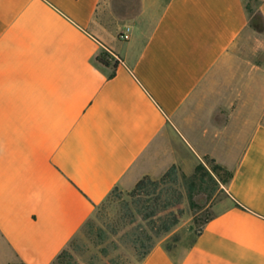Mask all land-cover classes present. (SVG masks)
Instances as JSON below:
<instances>
[{
    "label": "crops",
    "instance_id": "obj_1",
    "mask_svg": "<svg viewBox=\"0 0 264 264\" xmlns=\"http://www.w3.org/2000/svg\"><path fill=\"white\" fill-rule=\"evenodd\" d=\"M249 1L0 0V264H51L115 188L192 175L207 155L233 176L202 231L180 227L138 264H264Z\"/></svg>",
    "mask_w": 264,
    "mask_h": 264
},
{
    "label": "rangeland",
    "instance_id": "obj_2",
    "mask_svg": "<svg viewBox=\"0 0 264 264\" xmlns=\"http://www.w3.org/2000/svg\"><path fill=\"white\" fill-rule=\"evenodd\" d=\"M248 5L251 14L248 32L250 31L253 37L252 46L264 48L263 8L253 0H250ZM205 162L211 170L213 163L208 160ZM212 173L217 179L226 177L223 170ZM160 178L155 191L150 186H146L141 194H134L135 187L130 190L115 188L105 201L97 205L91 218L69 243L68 247L73 254L71 261H78L80 264H138L149 243L142 239L136 241L140 229L147 226L146 220L142 217L141 211L144 209L142 210L139 203L140 198L146 200L159 196L161 205L166 200L180 199L169 208L182 215L179 223L173 227L175 230L165 233L155 242L156 244L169 235L168 243H173L177 237L176 231L180 227H200L211 214L212 202L225 192L226 184L221 183L220 187L215 188L213 181L206 177L202 184L203 188L199 185L192 188L197 203V206L192 207L188 194L190 181L183 178L180 170L165 180ZM169 209L160 210L158 216L166 215ZM71 261L65 260L63 264H70Z\"/></svg>",
    "mask_w": 264,
    "mask_h": 264
},
{
    "label": "trees",
    "instance_id": "obj_3",
    "mask_svg": "<svg viewBox=\"0 0 264 264\" xmlns=\"http://www.w3.org/2000/svg\"><path fill=\"white\" fill-rule=\"evenodd\" d=\"M98 59L103 62L106 65H112L114 67V70L112 72V75L115 74V68L118 65V60L114 58V56L107 50V49H101L98 55ZM206 160L213 163V166L211 167L212 171L218 172V170H223L226 173V177H219L217 179L210 168L207 165ZM205 161L200 162L195 172L192 175H188L185 172H182V176L184 179H188L190 186H189V199L190 204L192 207L197 206V203L194 200V192L193 189L196 187V185H199L200 188L202 187V184L205 182L206 177L211 179L214 183V187H220L221 183L228 184L233 176V171L226 168L214 157L206 156ZM179 171V168L177 165H172L162 176L160 179L165 180L167 177H172L173 175H176ZM219 174V173H218ZM158 182L159 179L153 178L149 175H146L142 179H140L137 184L135 185L134 194H141L144 192V188L146 186H150L153 190L158 188ZM193 188V189H192ZM154 190V191H155ZM142 199V200H141ZM180 201V199H172V200H166V202L161 205L160 197H152L150 199L144 200L143 198H140L139 203L142 205V217L146 220L147 226L140 229L139 233L136 235V241L139 239L149 241L148 245L145 247V250L140 256L141 260L144 256L148 254V252L152 249V247L155 245L156 239L164 235L165 233L169 232L171 229H173L174 226H176L181 218V214H179L174 209H169L172 204H176ZM169 209V213H167L164 216H158V213L160 210ZM180 212H182L180 210ZM209 218V217H208ZM207 218V219H208ZM207 219L202 223V225L198 228H195L197 232H201L203 229L204 223L207 221ZM177 237L175 238V240ZM172 243H168L170 246ZM73 254L71 253V249L67 246L65 247L55 258V260L51 264H63L65 260L70 262L72 260ZM73 262V263H72ZM11 264H17V263H11ZM70 264H80L78 261H71Z\"/></svg>",
    "mask_w": 264,
    "mask_h": 264
},
{
    "label": "built area",
    "instance_id": "obj_4",
    "mask_svg": "<svg viewBox=\"0 0 264 264\" xmlns=\"http://www.w3.org/2000/svg\"><path fill=\"white\" fill-rule=\"evenodd\" d=\"M120 35H121L122 38H126L127 37V32L126 31H123V32L120 33ZM109 52L114 56L115 59H117V60L120 59L115 54H113L111 51H109Z\"/></svg>",
    "mask_w": 264,
    "mask_h": 264
}]
</instances>
